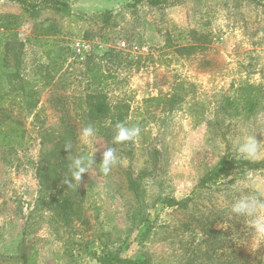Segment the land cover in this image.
Returning a JSON list of instances; mask_svg holds the SVG:
<instances>
[{
	"label": "rangeland",
	"instance_id": "obj_1",
	"mask_svg": "<svg viewBox=\"0 0 264 264\" xmlns=\"http://www.w3.org/2000/svg\"><path fill=\"white\" fill-rule=\"evenodd\" d=\"M166 1L0 0V264H264L229 219L264 199V0ZM120 112L140 135L117 144ZM93 147L110 173L66 185Z\"/></svg>",
	"mask_w": 264,
	"mask_h": 264
},
{
	"label": "clouds",
	"instance_id": "obj_2",
	"mask_svg": "<svg viewBox=\"0 0 264 264\" xmlns=\"http://www.w3.org/2000/svg\"><path fill=\"white\" fill-rule=\"evenodd\" d=\"M114 142L119 144L132 141L140 135L138 126H127L123 123L117 124ZM80 140L84 144H91L96 136V129L93 125H86L81 128ZM65 151L72 155L71 145L65 147ZM97 149L93 147L91 156L81 155L74 156L70 164V176L64 180L68 186L74 182H80L85 173L90 172L92 165H97L94 161V155ZM238 154L245 159H253L259 153V145L254 137L243 139L237 146ZM117 157L115 149L112 147L105 148L102 153L101 162L97 165L103 174L110 173L112 167L116 164ZM243 219L257 242L264 241V199L255 194H244L233 201L230 208L229 219ZM225 224L229 227L228 223Z\"/></svg>",
	"mask_w": 264,
	"mask_h": 264
},
{
	"label": "trees",
	"instance_id": "obj_3",
	"mask_svg": "<svg viewBox=\"0 0 264 264\" xmlns=\"http://www.w3.org/2000/svg\"><path fill=\"white\" fill-rule=\"evenodd\" d=\"M137 1H144V0H137ZM149 4L153 5V6H159V5H162L163 3L167 2L166 0H146ZM54 8L56 11H62V13L65 15V16H70L71 15V10L69 9V7L67 5H63L61 2L59 1H56L55 5H54ZM3 28L4 29H8V27L6 25H3ZM99 83H97L98 85H101L102 82L98 81ZM248 88H251L250 86ZM246 102L248 103V107L246 108V113L247 112H252L254 111V108L257 106V102H258V97H250L247 96L246 98ZM32 104V103H31ZM96 113L98 115H106L108 116L109 113H111V109L110 107H104V104L101 102L97 105L96 109H95ZM118 115V120L121 121L122 123V114L121 112L117 114ZM122 115V116H121ZM228 116H230L229 112H228ZM157 154V152H156ZM244 165H247V166H250L251 168H256L258 166H264V163L263 162H259V163H244ZM143 173L140 174L136 179L134 180H131V188L134 189L135 191H137V183L142 181L143 179ZM207 179L203 180L201 183L204 184L206 182Z\"/></svg>",
	"mask_w": 264,
	"mask_h": 264
}]
</instances>
